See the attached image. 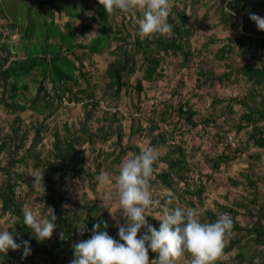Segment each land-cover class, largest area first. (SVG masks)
Listing matches in <instances>:
<instances>
[{"label": "trees", "instance_id": "trees-1", "mask_svg": "<svg viewBox=\"0 0 264 264\" xmlns=\"http://www.w3.org/2000/svg\"><path fill=\"white\" fill-rule=\"evenodd\" d=\"M214 1L217 6L218 23L225 30H232L236 26L235 20L241 19L237 24L238 34L223 40L222 45L215 52L216 59L220 62L226 60L231 62V56L234 55L238 61L237 63H225L224 70L218 75L212 70H197L196 85L203 88L215 83L236 84L239 81L249 85L247 94L251 96V105L241 102L245 111L240 115L239 123L236 126V132L245 131L246 140L239 146L237 145L238 147L236 146L237 148L235 147L234 150L244 153L249 146H253L261 150L264 155V31L258 30L256 24L249 19L251 14L264 9V0ZM191 2V5L194 6L197 0ZM62 3L63 0H38L35 5L27 3V0H20L19 9L22 8L21 11H23V7H26L27 14L30 15V11L34 9L38 16L43 18V22L39 26V33L36 35V38H41L43 45L38 44L37 47L29 48L24 59L13 63H8L9 53L6 52V48L3 46L1 49L5 55L0 59V107L18 113L24 112L28 108L25 104L18 102L20 91L25 88L20 85V82L37 69L40 80L29 108L34 110L37 106L49 110L47 116L44 117L46 120L55 112L56 108L62 107L60 101L54 103L52 99L59 100L64 96L67 100H75L77 104L83 106L84 118L79 134L77 131L70 132L69 129H66L67 133L63 135L56 131L53 132V148L49 151L47 159H42L41 152L37 150L41 140V130L48 129L44 123L38 124L32 144L26 149H22L26 140V132L18 133V130L15 129L12 133L13 138L9 137L10 139L2 141L0 148L6 150L10 159L8 167L0 168V172L5 176L3 182L0 183V214L10 215L17 219V223L20 225L19 231L9 229L8 232L14 236L17 242L29 241L31 254L23 257V249L6 254L0 253V264H14L15 259L18 258L21 259L20 264H24L25 261L34 260L36 257L42 260V264H70L74 259L73 245L75 244L71 230L77 232L81 226L84 231L82 238L87 240L93 235V225L104 221L107 222L108 227L104 229L101 224V230L110 232L112 223L105 214L97 215L98 209L95 204L85 203L81 207L86 211L84 217H81L79 208L65 209L63 206L66 198L62 193L56 192L54 186L56 181L52 179L51 174L60 171L68 173L71 179H80L81 181L87 179L91 184L92 174L85 168L86 159L84 151L80 148L81 144L88 143L91 146L94 144L95 138H99L101 142L105 143L112 135L104 130L103 125L97 128V134L91 132L87 125L95 119L97 109L102 111V121L107 122L108 120L109 125L121 119L123 114L126 115L118 110L108 113L102 109L100 103L106 101L104 107L112 109L116 105L112 106L110 99L119 98L122 92H135L136 95H139L143 91L142 83H147L149 86L154 85V82L164 76L165 68L168 65L183 69L189 66L192 60L188 43L192 31L191 21L186 13V8L179 11L175 6L172 7L168 18V22L173 27L171 36L155 33L144 37L139 34V25L137 24V20L141 18L144 11L133 9L128 14H124L116 10L115 12L124 14V17L120 25H115L112 21L107 22L111 13H106L98 0H95L102 30L97 37L82 45L75 42L74 32L69 28V25L65 26L67 31L63 32L54 23L53 9L58 13L66 11L69 17L76 16L69 10L67 11L70 8L68 3L66 7H63ZM225 7L230 9L234 15H227ZM126 16L127 20H125ZM33 23L34 21H30L29 25L22 30L24 38H30L33 35L35 31ZM103 26H106V29ZM10 28L20 31L19 25L14 23L10 24ZM84 28L87 31L91 30L89 25ZM51 39L54 42H48ZM235 48L239 52H236ZM76 49L83 50L82 55H93L101 53L103 50H110L109 54L113 55V59L107 63L105 68L106 83L99 100H95V94L91 93L96 85L85 73L81 58L74 54ZM70 55L72 58L69 57ZM174 59H177V62H174ZM137 71L140 73L138 76L135 75ZM78 77L83 79V89L79 88ZM72 87L77 88L74 93H72ZM181 88H183V83L179 82L170 91V95L175 97L171 104L160 105L157 110L151 111L149 120L145 121L148 130L142 127L143 120L140 116L142 106L139 103L134 105V109L139 112L131 114L129 125V137L141 136L143 131L147 130L151 136L152 146H166L165 153L158 155V159L153 165L155 171L150 185L158 184L161 189L170 192V195L164 196L162 201L163 206L169 209L194 208L195 204L191 199L200 197L201 203L204 191L203 185H200L199 188H192L193 185L188 183L193 168L184 146L185 141L181 137L183 133L178 125L181 122L186 123L190 127L201 128L204 133L208 124L214 120V116H203L194 110L193 105L184 99ZM78 94L84 95V97L80 99L77 97ZM217 103L221 102L214 100L210 105L214 108ZM157 104L158 102L152 101L149 106L156 107ZM224 140L227 141V139ZM121 142L122 137L117 135L112 149L106 152H97L95 174L100 173L102 162H106V165L109 162L111 165L119 164L129 152L137 154L142 152L136 147L122 146L119 144ZM117 145L120 147L115 151ZM19 150H23V153L16 158ZM248 158L253 161L260 160L258 154H250ZM26 159L32 160L34 167H40V172L44 171V186L50 193L44 210L47 211L48 207H52L57 217L55 237L52 241L47 239L38 241L31 229L23 224L24 202L15 191L18 187L17 181L22 178L19 175L16 177L11 168L16 164L24 163ZM100 160L103 161L99 162ZM228 160V157L223 154L216 157L211 161V171H216L220 165L227 164ZM245 180L249 198L246 197L243 201L248 202V205L244 202L245 205L233 203V207L229 208L220 206L218 213L212 210L200 213L201 222H215L220 213L230 214L234 222L232 234L227 238L224 249L225 255L233 252V256L229 261H218L216 264H264V177L254 180L245 178ZM27 186L31 187L30 183L27 182ZM170 198L171 202H169ZM236 207H242L241 212L249 219L245 226H241L235 221L239 215ZM236 232H240L241 235H235ZM61 233L64 235L63 239L60 238ZM155 258L156 254L149 251V259ZM185 259H191L190 255L185 253Z\"/></svg>", "mask_w": 264, "mask_h": 264}, {"label": "rangeland", "instance_id": "rangeland-1", "mask_svg": "<svg viewBox=\"0 0 264 264\" xmlns=\"http://www.w3.org/2000/svg\"><path fill=\"white\" fill-rule=\"evenodd\" d=\"M38 0H27V3L36 5ZM192 0H171V9L176 7L179 11L186 8V13L191 21V36L189 38V47L192 53V60L189 66L183 69H177L174 65H168L165 69L164 76L154 82V85L149 86L147 83H142V92L136 95L135 92H122L117 99H110L112 106L116 105L112 109L104 107V103H100L101 107H104L108 113L113 111L124 112V116L121 119L111 123L102 121L101 110H96L95 119L92 120L87 128L91 132L97 134V128L100 125L104 126L106 132L111 133V138L105 143L101 142L99 138H95L93 145L88 143L81 144V149L84 151V157L86 159L85 168L90 170L92 177L90 183L86 180L71 179L68 173H61L60 171L53 172L51 174L52 179L56 181L54 184L56 192L62 193L66 198L65 205L68 207L65 209H80L81 217L86 215L85 209L81 208L85 203H93L98 209L97 215L105 214L107 219L112 223V229L108 233L114 239L119 240L117 225L125 224V218L122 214V209L118 207V201L115 199V189L101 184L97 180V176L102 171L109 172L113 177L118 174L119 165L122 160L128 156L125 155L119 164L111 165L110 162L106 165V162H102L100 173L95 174L96 162L95 156L99 151H109L115 145L117 135L122 137V142L119 143L122 146L136 147L140 151H143L147 147H153L157 150L158 155H163L166 151L165 145L152 146L151 136L148 134V126L146 119L149 120V116L153 109L160 107L163 104H171L175 97L170 95V91L179 82L183 83L182 95L186 101H189L193 105V109L198 111L200 115L214 116L213 122L208 124V128L203 131L199 127H190L186 123H180L178 125L180 131L183 133L181 136L185 141V149L188 154L193 171L189 177V184H192V188H199L203 185L204 191L201 197H193L191 200L194 202V208L200 217L203 211L212 210L215 213L219 212L220 206L233 207V203L239 205L247 204L243 201L249 193L246 190L247 183L245 178L260 179L264 177V155L261 150L253 146L244 153H238L234 149L239 144H242L246 140L245 131L236 132L237 123H239L240 115L245 111V107L241 102L246 105H251V96L247 94L249 85L243 81H239L236 84H230L229 82H223L222 84L215 83L214 85L206 86L203 88L197 87L196 77L197 70H212L217 75L220 74L224 68L225 63H237L235 56H231V62L229 60L220 62L216 59L215 52L222 45L223 40L226 37H234L238 34V25L241 21L240 18L235 20V27L232 30H225L224 27L218 23V12L216 2L214 0H197L194 6H192ZM69 4V10L74 13L75 17H69L66 11L58 13L54 11V23L58 29L66 32V25L73 30L75 35V42L79 44H87L92 39L97 37L102 30L100 17H98L95 0H63L61 4L66 7ZM20 0H0V59L5 55L1 49L4 46L8 55V63H13L20 59H24L27 55L29 48L37 47L38 44L43 45L41 38H36L39 33V26L43 22V18L38 16L35 10L30 11V15L27 14V8L23 7V11L19 9ZM138 11H144L143 9H136ZM39 11V10H38ZM254 14L264 17V9L257 10ZM124 14L120 12H113L109 14L107 22L112 21L115 25H120ZM143 15H141V18ZM134 19V18H133ZM127 20V16L125 18ZM30 21H34L35 24L34 33L30 38H24L21 33L22 30L29 25ZM132 22V21H131ZM17 24L20 27V31L11 29L10 24ZM89 25L91 30H85V26ZM106 29V26H103ZM48 42H54L52 39ZM236 52H239L235 48ZM83 50L76 49L75 55H78L84 66V71L90 78L91 82L96 85V88L91 91L95 94V100H99L102 91L104 89L105 68L108 62L113 59V55H110V50H103L101 53L93 55H82ZM72 58V56H69ZM177 62V59H174ZM179 62V58H178ZM77 65V64H76ZM140 73H135L138 76ZM39 74L37 69L33 70L27 78L20 82V85L24 86L20 91L19 101L21 104H25L28 107L24 112H11L8 109L0 107V147L2 141L12 137L13 130L17 129L18 133L26 132V140L22 149L28 148L32 143V139L35 134V130L39 123L47 125L48 129H42L40 136L41 140L37 146V150L41 152L40 157L47 159L49 151L53 148V132L58 134H66V129L70 132L77 131L78 134L81 131L82 120L84 118V110L81 104H77L75 100L73 104L68 106L62 105V107L56 108L55 112L46 120L49 110L44 108L35 107V109L29 108L31 101L36 94V90L39 84ZM132 81V80H131ZM79 88H84L83 79L78 77ZM77 88L72 87V93ZM78 98H83L84 95L78 94ZM203 97V98H201ZM232 100H229V99ZM258 99V98H257ZM135 102H134V101ZM218 100L221 103H217L214 108L211 107V102ZM72 101V100H71ZM152 101L158 102L157 106L150 105ZM240 102V103H239ZM135 103H139L142 106L140 112L142 127L146 128L142 135H135L132 138L129 137V125L131 122L130 116L132 113L139 112L135 110ZM174 105V104H173ZM154 107V108H152ZM98 108V107H97ZM140 109V108H139ZM164 128V126L161 125ZM231 137L232 140H229ZM13 138V137H12ZM235 138V139H234ZM10 139V138H9ZM224 139H227L225 142ZM236 141V142H235ZM231 142V143H230ZM227 145H226V144ZM236 143V144H235ZM237 146V147H238ZM115 147V151L118 149ZM228 147V148H226ZM236 147V148H237ZM1 149V148H0ZM23 150L17 152L16 158L20 157ZM226 155L228 157L227 164L220 165L216 171H211V161L220 155ZM259 155V161H253L248 158V155ZM10 155L6 154V150H0V168L9 166ZM103 159V158H100ZM15 176L18 175L22 180H18V187L16 188V194L19 195L24 202L23 210L31 209L38 218L47 216V211L44 210L47 197H50V193L45 189L43 192L37 187L33 186V176L40 172V167L36 168L32 164V160L26 159L22 164H16L11 168ZM5 176L0 172V183L3 182ZM27 182L31 187L27 186ZM152 192V199L159 200L161 207L153 208L150 211H146L148 223L155 228H159L160 222L154 218L162 215L164 196L170 195L169 191L161 189L158 184L150 185ZM45 187V186H44ZM178 189V186H176ZM111 191L113 193V199L111 201H105V193ZM174 200V197H172ZM188 199H190L188 197ZM244 202V203H243ZM178 203V202H177ZM244 204V205H245ZM239 215L235 219L241 226H245L249 219L242 211V207H236ZM111 214V215H110ZM17 219L10 215L0 214V232L2 231H19L20 225L17 223ZM79 231L75 232L71 230V236L73 242L77 243L84 240L83 229L80 226ZM144 229H141L142 234ZM139 235V234H138ZM235 235H241L240 232H236ZM55 237L53 232L52 237L47 239L52 241ZM8 252H13L9 250ZM233 256V252L225 255L224 259L218 260L219 262L229 261ZM190 260L185 259V255L174 264H190ZM21 259H15L14 264H20ZM151 261V260H150ZM217 261V262H218ZM24 262V261H23ZM42 260L36 257L34 260L25 261L24 264H42ZM233 264V263H231Z\"/></svg>", "mask_w": 264, "mask_h": 264}, {"label": "clouds", "instance_id": "clouds-1", "mask_svg": "<svg viewBox=\"0 0 264 264\" xmlns=\"http://www.w3.org/2000/svg\"><path fill=\"white\" fill-rule=\"evenodd\" d=\"M98 3L106 13L119 10L128 14L133 9H143V18L137 20L141 36L148 37L155 33L172 35L173 27L168 22L171 0H98ZM225 11L227 15H234L226 7ZM249 19L258 30L264 31V17L251 14ZM157 159V150L147 147L139 154L129 153L120 163L118 174L114 177L107 171L97 176L101 184L115 189V199L123 210L125 224L117 225L119 240L101 230V224L107 229V222L94 224L91 238L73 245L74 259L70 264H174L185 253L191 257L190 264H216L225 258L226 240L231 236L234 224L228 213L218 214L215 222H201L194 208L163 207L162 215L154 218L160 222L159 229L148 223L147 217L152 216L146 215V211L161 207L159 200L152 199L150 190L155 171L153 165ZM43 174L44 171L33 176V186L44 192ZM112 199L113 193L106 192L104 200ZM56 220L52 207L47 208V216L43 218H38L31 209L23 212V224L31 229L38 241L52 237L57 226ZM141 229H144L142 234ZM63 236L61 233L60 238L63 239ZM21 249L23 257L29 256L30 242H17L8 231L0 232V253ZM149 251L156 254V258L151 261Z\"/></svg>", "mask_w": 264, "mask_h": 264}, {"label": "built area", "instance_id": "built-area-1", "mask_svg": "<svg viewBox=\"0 0 264 264\" xmlns=\"http://www.w3.org/2000/svg\"><path fill=\"white\" fill-rule=\"evenodd\" d=\"M52 101L55 103V101H60V103L62 104V105H64V106H68V105H70V104H73V103H70L67 99H66V97H60L59 98V100H56V98L55 99H52ZM102 109H104V110H106L104 107H102ZM229 140H232L231 139V137H229ZM231 143V142H230Z\"/></svg>", "mask_w": 264, "mask_h": 264}]
</instances>
